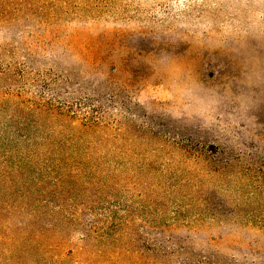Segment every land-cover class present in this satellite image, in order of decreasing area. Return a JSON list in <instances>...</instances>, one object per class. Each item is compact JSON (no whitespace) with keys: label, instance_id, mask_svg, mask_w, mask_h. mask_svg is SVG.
I'll use <instances>...</instances> for the list:
<instances>
[{"label":"rangeland","instance_id":"1","mask_svg":"<svg viewBox=\"0 0 264 264\" xmlns=\"http://www.w3.org/2000/svg\"><path fill=\"white\" fill-rule=\"evenodd\" d=\"M0 264H264V0H0Z\"/></svg>","mask_w":264,"mask_h":264}]
</instances>
